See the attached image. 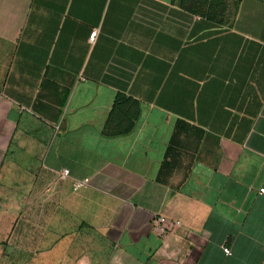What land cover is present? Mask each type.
<instances>
[{
	"label": "crops",
	"instance_id": "crops-1",
	"mask_svg": "<svg viewBox=\"0 0 264 264\" xmlns=\"http://www.w3.org/2000/svg\"><path fill=\"white\" fill-rule=\"evenodd\" d=\"M118 93L141 114L109 137ZM261 188L264 0L225 23L181 0H0V253L264 264ZM158 214L182 222L168 249Z\"/></svg>",
	"mask_w": 264,
	"mask_h": 264
},
{
	"label": "trees",
	"instance_id": "trees-1",
	"mask_svg": "<svg viewBox=\"0 0 264 264\" xmlns=\"http://www.w3.org/2000/svg\"><path fill=\"white\" fill-rule=\"evenodd\" d=\"M230 1L239 3L241 0H181V4L194 14L217 23H225ZM141 108L139 100L127 94L118 93L105 124L104 134L109 137H118L133 132L139 120Z\"/></svg>",
	"mask_w": 264,
	"mask_h": 264
},
{
	"label": "built area",
	"instance_id": "built-area-1",
	"mask_svg": "<svg viewBox=\"0 0 264 264\" xmlns=\"http://www.w3.org/2000/svg\"><path fill=\"white\" fill-rule=\"evenodd\" d=\"M99 34L98 29H94L90 34V41L94 43ZM70 176L69 168H62L57 174V179L66 180ZM90 179L86 178L83 180H77L74 184V189L78 190L83 187H86L89 184ZM260 191L264 193V188H261ZM182 222L180 220H173L168 218L164 214H158L152 220V228L155 234L161 238L163 242V247L168 249L170 246V240L172 236L177 235L178 230L181 228ZM223 250L227 256L232 254V250L229 246L225 245Z\"/></svg>",
	"mask_w": 264,
	"mask_h": 264
},
{
	"label": "rangeland",
	"instance_id": "rangeland-1",
	"mask_svg": "<svg viewBox=\"0 0 264 264\" xmlns=\"http://www.w3.org/2000/svg\"><path fill=\"white\" fill-rule=\"evenodd\" d=\"M25 260H26V257L18 252L15 254L11 252H8V254H5L4 252L0 253V264H26Z\"/></svg>",
	"mask_w": 264,
	"mask_h": 264
}]
</instances>
